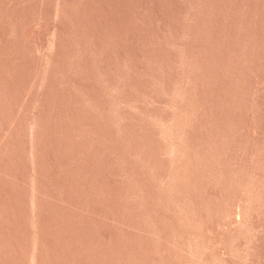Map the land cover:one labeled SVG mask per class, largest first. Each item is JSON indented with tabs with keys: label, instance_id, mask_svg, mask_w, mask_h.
<instances>
[{
	"label": "rangeland",
	"instance_id": "rangeland-1",
	"mask_svg": "<svg viewBox=\"0 0 264 264\" xmlns=\"http://www.w3.org/2000/svg\"><path fill=\"white\" fill-rule=\"evenodd\" d=\"M0 264H264V0H0Z\"/></svg>",
	"mask_w": 264,
	"mask_h": 264
}]
</instances>
